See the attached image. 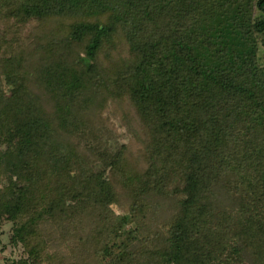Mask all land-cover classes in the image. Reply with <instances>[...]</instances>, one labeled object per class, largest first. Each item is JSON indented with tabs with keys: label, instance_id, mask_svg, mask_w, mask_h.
<instances>
[{
	"label": "trees",
	"instance_id": "trees-1",
	"mask_svg": "<svg viewBox=\"0 0 264 264\" xmlns=\"http://www.w3.org/2000/svg\"><path fill=\"white\" fill-rule=\"evenodd\" d=\"M261 48L264 0H0V223L26 264H264Z\"/></svg>",
	"mask_w": 264,
	"mask_h": 264
},
{
	"label": "rangeland",
	"instance_id": "rangeland-1",
	"mask_svg": "<svg viewBox=\"0 0 264 264\" xmlns=\"http://www.w3.org/2000/svg\"><path fill=\"white\" fill-rule=\"evenodd\" d=\"M261 60L264 63V48H261ZM127 133L133 146L139 145L145 148L144 152H148V146L152 141V128L147 123L139 122L137 126L127 123V127L124 125L123 130ZM119 134L117 137H121ZM22 227L15 226L14 222L0 223V264H26L27 261L38 252V246L34 240L25 241L22 235ZM27 260V261H26Z\"/></svg>",
	"mask_w": 264,
	"mask_h": 264
}]
</instances>
